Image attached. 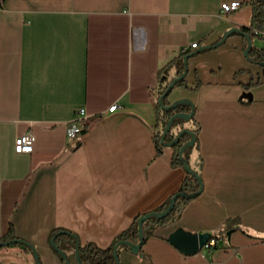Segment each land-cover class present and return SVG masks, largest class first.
Returning <instances> with one entry per match:
<instances>
[{"label": "crops", "instance_id": "0c3cea01", "mask_svg": "<svg viewBox=\"0 0 264 264\" xmlns=\"http://www.w3.org/2000/svg\"><path fill=\"white\" fill-rule=\"evenodd\" d=\"M229 2L238 8L220 15L219 4ZM248 2L0 0V233L8 221L39 264H60L48 242L53 231L105 249L135 216L175 193L183 169L170 164L169 140L160 149L153 143L156 73L190 51L184 87L167 102L193 106L199 132L190 162L201 161L202 191L176 221L153 228L136 254L119 248L117 264H264L263 67L246 61V39L236 32L219 42L249 26ZM175 74L170 69L168 80ZM113 103L118 109L105 114ZM80 110L85 130L69 139ZM26 132L31 152L14 153ZM200 234L214 247H175H196ZM57 247L67 264H80L68 240ZM0 264L36 260L9 246Z\"/></svg>", "mask_w": 264, "mask_h": 264}, {"label": "trees", "instance_id": "16d2710c", "mask_svg": "<svg viewBox=\"0 0 264 264\" xmlns=\"http://www.w3.org/2000/svg\"><path fill=\"white\" fill-rule=\"evenodd\" d=\"M248 4L250 7L249 26L239 28L237 34L243 38L247 37L249 42L253 39L262 42V46L259 48L250 45L246 54L244 55V58L250 64L263 67L261 76H264V41L262 40L263 35L260 34L261 31L262 32L264 31V0H249ZM253 31H255L256 33L254 34ZM231 34H233V32L227 34L226 36ZM222 40H223V36L219 39V42ZM195 53L196 52H190V51L180 52L175 58L170 60L168 63H166L162 68H160L157 71L156 77H157L158 98L165 92L167 85L172 80V79L168 80V72L170 69L176 70L175 77L173 78L176 79V81L173 84L172 89L174 87H184L183 77L178 78V76L183 71L182 59L184 57L189 58ZM258 84H259V80L255 81L254 83L249 81L246 85H244V88L248 89L251 86H256ZM197 85L198 84H196L193 88H186V89L193 91L196 89ZM170 92H168L167 95L162 97L160 102H156L154 104L155 131L153 135V143L157 147V149L163 147V145L160 144V136L164 130L167 120L172 115L191 114V117L185 121L189 125V128L184 129L187 132H182L179 135L178 140L174 143V145L170 147L172 150L170 164L172 166L182 167V163L184 162L186 166L189 168V172H185L183 170L184 176L179 184L178 190L175 193L171 194L169 198L161 206L155 208L150 212L135 216L130 222V224L126 227V229H124L119 235H117L113 240V242L105 249H99L93 246L92 244L79 245L77 239L73 235L63 231H53L49 236L48 242H50L51 240L53 245L56 247V249H58L57 243L60 240L62 241L68 240L74 246V251L77 252L78 261L80 264H117L118 249L124 248L128 252L130 250L126 245L119 244L115 249V254L113 255L112 254L113 246L120 242L130 243L131 245L136 244L138 239L137 221L139 218L145 215H151L152 213L163 212L170 205L171 199L175 197L172 207L170 211L167 213V215H165L160 219H155L153 217H150L141 223L140 227H141V235H142L141 238V245H142L144 241L150 236L153 228H155L156 226H165L176 221L179 218L182 209L187 205V203H189L192 199H194L201 193L202 191V182L200 177L201 161L199 160L194 165L190 162L191 152L198 150L199 126L194 120V109L191 103L177 102L171 107L170 110H162L161 107L169 106V103L167 102V97L170 94ZM183 121L184 120H181L180 118H175L172 120L168 132L164 136L163 142H165L166 140H169V142L174 140L175 136L178 134L179 131H177L174 135L172 134L170 135L169 130L174 124ZM84 130L85 128L81 131V133ZM188 133L193 134L194 141L191 146L186 147L183 150L182 152L183 161H181L178 158V150L182 145L188 142L189 140ZM9 246H19L24 250L30 252H31V248H33V246L28 244L26 241L18 238L15 235L12 225L8 221L3 220L1 233H0V249ZM53 251L57 254L55 250ZM59 261L60 264H65V262H67V258L66 257L61 258L59 256ZM36 264H39L38 260H36Z\"/></svg>", "mask_w": 264, "mask_h": 264}, {"label": "water", "instance_id": "95a60500", "mask_svg": "<svg viewBox=\"0 0 264 264\" xmlns=\"http://www.w3.org/2000/svg\"><path fill=\"white\" fill-rule=\"evenodd\" d=\"M231 32H236V33H238V30H237V29H230V30H228V31L223 35V39L226 37L227 34H229V33H231ZM245 39H246V42H247V47H246L245 50L243 51V55L246 54L248 48L250 47V42H249L248 38L246 37ZM262 40L264 41V31H263V38H262ZM218 43H219V42H218ZM212 47H214V46H209V47H207V48H212ZM186 60H187V57H184V58L182 59V63H183V71H182V73L178 76V78H182V77H183V74H184L185 71H186ZM175 81H176V79H172V80H171V82L167 85L165 92H164V93L158 98V102H160L161 98L164 97L165 95H167L168 92L171 91V89H172L173 84L175 83ZM187 103H189V102H187ZM173 105H174V104H173ZM173 105H169L168 107H161V109H162V110H170L171 107H172ZM190 117H191V114H187V115H178V114H174V115H172V116L167 120V122H166V124H165V127H164V130H163V132H162V134H161V136H160V144L164 145V143H163L164 136H165V134L168 132V129H169V127H170V125H171L173 119H175V118H180L181 120L186 121V120H188ZM182 132H187V131H185V130H181V131H179L178 134L175 136L174 140L171 141V142H169V143H167L166 146H167V147H171V146H173L174 143L178 140V137H179V135H180ZM188 136H189V140H188V142H186L184 145H182V146L180 147V149L178 150V158H179V160H181L183 150H184L186 147H189V146H191V145L193 144V141H194V139H193V134H192V133H188ZM182 168H183V170H184L185 172H189V168L186 166V164H185L184 162L182 163ZM174 200H175V197H173V198L171 199L170 205H169V206L167 207V209L164 210L163 212H160V213H152L151 215H145V216L139 218L138 221H137V236H138V239H137L136 244H135V245H131L130 243H125V242L117 243V244H115V245L113 246L112 254H113V255L115 254V249H116V247H117L119 244H124V245H126V246L129 248V250H130L129 252H130L131 254H136V253L139 251V248H140V246H141V238H142V235H141V227H140L141 223H142L143 221L147 220V219L150 218V217H153V218H155V219H160V218L164 217L165 215H167V213L170 211V209H171V207H172V204H173V201H174ZM229 234H230V232H227V233H226L227 236H228ZM208 240H209V236H208L207 234H200V235L197 236L196 247H193V246L188 245V244H175V247H176L178 250H180L181 252L188 253V252L193 251L194 249H198V250H200V249L202 248V246H203ZM171 241H172V240H171ZM49 245H50V247H51L53 250H55V251L57 252V254H58L61 258H65V255H64L61 251H59L58 249H56V247L53 245V243H52L51 240H50V242H49ZM76 245H77V243H76ZM31 252H32V255H33L34 259L37 260V257H36V254H35L34 248H31ZM73 256H74V259H75L76 261H78V256H77V252H76V251H74ZM78 262H79V261H78ZM65 264H67V262H65Z\"/></svg>", "mask_w": 264, "mask_h": 264}, {"label": "built area", "instance_id": "2783aa9c", "mask_svg": "<svg viewBox=\"0 0 264 264\" xmlns=\"http://www.w3.org/2000/svg\"><path fill=\"white\" fill-rule=\"evenodd\" d=\"M238 8V3L237 2H229V3H221L219 4V13L222 16H226L229 15L230 13L234 12L236 9ZM253 33L255 34L256 32L253 31ZM261 35H263V32H260ZM194 43L189 45L190 49L195 48ZM117 105L116 104H111L106 110H105V114L106 113H112L115 112L117 110ZM82 116V111H78L76 114V119H75V123L69 127L67 129V137L70 138H74L78 135L81 134V131L84 129V125L82 124V122L80 121V117ZM32 141L33 138L31 136L30 133L26 132L23 134L18 135L13 142V151L16 154H29L31 152V146H32ZM215 245V241L213 239H209L203 246L201 249H205V250H210L211 248H213Z\"/></svg>", "mask_w": 264, "mask_h": 264}, {"label": "rangeland", "instance_id": "374dc122", "mask_svg": "<svg viewBox=\"0 0 264 264\" xmlns=\"http://www.w3.org/2000/svg\"><path fill=\"white\" fill-rule=\"evenodd\" d=\"M187 125V123L185 121L183 122H180V123H177V124H174L170 130H169V134L171 135H174L177 131H180V130H184L185 126ZM164 143V142H163Z\"/></svg>", "mask_w": 264, "mask_h": 264}]
</instances>
